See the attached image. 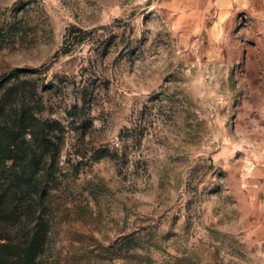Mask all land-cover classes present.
<instances>
[{
    "label": "rangeland",
    "instance_id": "obj_1",
    "mask_svg": "<svg viewBox=\"0 0 264 264\" xmlns=\"http://www.w3.org/2000/svg\"><path fill=\"white\" fill-rule=\"evenodd\" d=\"M0 104L66 128L40 264H264V0H0Z\"/></svg>",
    "mask_w": 264,
    "mask_h": 264
},
{
    "label": "trees",
    "instance_id": "obj_2",
    "mask_svg": "<svg viewBox=\"0 0 264 264\" xmlns=\"http://www.w3.org/2000/svg\"><path fill=\"white\" fill-rule=\"evenodd\" d=\"M10 80L4 79L2 86ZM34 123L25 113L16 114L13 104H0V240L5 243L0 264H40L44 230L49 227L43 215L53 210L56 191L61 192L66 177L60 161L66 128L57 120L49 130ZM29 129L34 143L24 147L22 137ZM46 153L48 168L43 166ZM97 154L98 161L110 158L111 152L102 148ZM21 161L22 169L16 166ZM11 233L18 234L17 239Z\"/></svg>",
    "mask_w": 264,
    "mask_h": 264
}]
</instances>
